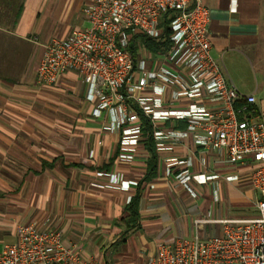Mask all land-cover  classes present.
<instances>
[{"label":"crops","instance_id":"1","mask_svg":"<svg viewBox=\"0 0 264 264\" xmlns=\"http://www.w3.org/2000/svg\"><path fill=\"white\" fill-rule=\"evenodd\" d=\"M84 1L0 0V249L16 241L18 224L34 223L60 231L62 245L93 264H145L159 242L221 233L219 223L199 219L256 215L259 194L247 179L252 165L230 164L224 153L196 146L190 136L159 154L147 127L133 157L121 159L117 135L101 129L103 117L90 115L76 73L65 72L56 85L38 83L42 44L76 29L68 18ZM203 3L211 57L228 82L254 94L264 115V0ZM173 125L184 127L182 121ZM164 158L189 164L172 166L167 176ZM150 162L154 168L145 178ZM185 167L191 175L215 177L190 180L192 195L174 178ZM98 171L117 174L128 188L92 185L107 181ZM230 174L237 177L225 179ZM230 190L242 191L250 210L210 216L211 201Z\"/></svg>","mask_w":264,"mask_h":264},{"label":"built area","instance_id":"2","mask_svg":"<svg viewBox=\"0 0 264 264\" xmlns=\"http://www.w3.org/2000/svg\"><path fill=\"white\" fill-rule=\"evenodd\" d=\"M81 12L85 26L42 44L37 81L52 86L65 72L76 73L90 115L103 117L101 129L117 135L119 158L133 157L147 127L159 154L190 136L196 146L224 153L230 164L253 167L247 179L259 194L256 215L199 219L219 223L221 234L159 242L145 264H264V115L255 108L254 94L228 82L211 57L203 0H90ZM137 35L156 47L148 48ZM175 121L184 127H175ZM182 164L189 163L164 158V174ZM96 175L107 181L92 185L129 186L115 173ZM214 177L191 175L186 167L174 174L192 195L190 180ZM15 233L16 241L0 249V264H93L64 247L58 230L20 223Z\"/></svg>","mask_w":264,"mask_h":264},{"label":"rangeland","instance_id":"3","mask_svg":"<svg viewBox=\"0 0 264 264\" xmlns=\"http://www.w3.org/2000/svg\"><path fill=\"white\" fill-rule=\"evenodd\" d=\"M87 2L88 1L85 0L78 6L77 10L73 11L72 19L71 16H69L68 19H70L69 22L72 24V28L81 27L78 26L81 20L84 19V16L81 14V9ZM247 206L248 204L242 195V191L230 190L227 194L220 196L217 201H211L209 206L210 216H215L216 214L221 216H243L250 210ZM200 238L203 237L200 236Z\"/></svg>","mask_w":264,"mask_h":264},{"label":"trees","instance_id":"4","mask_svg":"<svg viewBox=\"0 0 264 264\" xmlns=\"http://www.w3.org/2000/svg\"><path fill=\"white\" fill-rule=\"evenodd\" d=\"M17 14H18V11L15 12L14 16H17ZM137 37L148 48L153 49V48L156 47V42L152 41L151 39H148V38H146V37H144L142 35H137ZM148 168H149L148 169V174H147V176L145 178H147L149 175H151V173L153 171L154 166H153V163L152 162L149 163V167ZM133 214H135V210L134 209H133Z\"/></svg>","mask_w":264,"mask_h":264}]
</instances>
